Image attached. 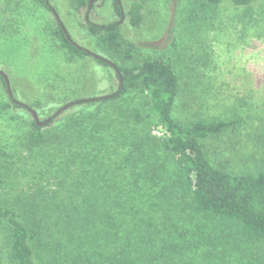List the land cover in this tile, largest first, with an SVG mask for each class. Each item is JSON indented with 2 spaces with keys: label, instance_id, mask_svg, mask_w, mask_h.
<instances>
[{
  "label": "trees",
  "instance_id": "1",
  "mask_svg": "<svg viewBox=\"0 0 264 264\" xmlns=\"http://www.w3.org/2000/svg\"><path fill=\"white\" fill-rule=\"evenodd\" d=\"M75 1L77 8L90 2ZM256 1L195 0L203 13L182 19V27L198 37L201 31L213 29L217 13L208 9L249 10ZM26 2L36 11H54L45 0H0V47L24 39L27 19L35 16L23 10ZM114 2L117 14L131 26L142 24V2L130 4L128 11L121 0ZM86 18L87 36L100 54L75 42L69 29L68 38L57 16L56 22L46 18L38 25L43 26L40 33L51 53L63 51L69 59L92 56L106 66V74L114 70L115 91L73 104L38 125L29 110L32 105L15 97L16 81L9 77L10 93L0 74L4 261L148 264L151 259H145V253L158 252L159 259L169 261L170 252H183L180 241L187 239L219 243L221 252L239 247L243 256L250 250L255 259L263 254L264 261V169L229 173L206 149L207 141L225 134L241 121L240 115H212L202 103L193 110L198 99H214L212 90L229 82L206 73L210 68L202 66L209 64L208 55L182 68L168 51H143L141 45L124 39L119 20L99 24ZM173 31L166 41L171 39L177 48L179 36ZM51 70L40 81L44 92L35 101L40 109L70 100L72 85L56 68ZM200 72L207 80L199 79ZM256 89L252 85L249 93L247 88V95L257 94Z\"/></svg>",
  "mask_w": 264,
  "mask_h": 264
},
{
  "label": "rangeland",
  "instance_id": "2",
  "mask_svg": "<svg viewBox=\"0 0 264 264\" xmlns=\"http://www.w3.org/2000/svg\"><path fill=\"white\" fill-rule=\"evenodd\" d=\"M137 1L144 5L143 22L138 27H133L127 18L117 14L114 0H91V3L80 8L75 7V0H49L75 42L94 54H100V51L86 35V15L94 23L119 20L124 39L141 45L143 51L166 50L176 66L182 68L190 65L189 61L208 55L206 59H209V64L202 66L206 70L210 68L206 73L215 80H226L229 83L223 84V89L217 87L215 91L212 90L210 95H214V99H198L193 110L199 109L202 103L204 109H209L212 115L218 112L224 117L239 114L238 117L243 122L235 123L221 136L210 138L206 143L207 152L217 166L229 173L264 169V1H256L249 10L229 8L226 13L224 8H221L223 11L208 9L213 14L217 13L213 29L207 33L201 31L198 37H192L182 27V19L187 16L196 18L203 13L195 0H121L125 11ZM23 10L35 14L27 19L29 22L25 26L24 39L14 47H0V70L16 81L17 92L14 93L17 101L27 106L32 105L29 107L37 111L39 119L46 120L69 102L97 98L117 89L118 79L114 70H109L106 74V66L98 63L92 56L67 62L66 59L60 61L58 53L49 51V45L40 33L43 26L38 24L46 18L56 22V16L51 10L36 11L31 2H26ZM171 28H174L172 34L179 36L177 48L170 43L171 39L166 41ZM27 35L33 37L28 38ZM23 65L26 66L25 70H19ZM50 67L52 70L56 68L61 76H66L65 79L72 85L68 87L70 100L62 105L50 102L40 109L35 101L44 92L40 81L50 72ZM218 75L222 76L216 78ZM198 77L200 80H207L201 72ZM252 85L258 88V93L247 95V88L250 93ZM56 92L61 91L54 93ZM243 96L245 98H241ZM244 99L247 101L245 105ZM212 103L214 106H211ZM234 109H239L240 112H235ZM248 113L251 116L244 121L243 117L248 116ZM22 115L26 113L22 112ZM194 241H180L179 249L183 248V252L169 251V261L168 257L159 259L160 253L151 251L145 253L144 258L151 259L150 262L146 261L148 264H264L263 254L255 259L250 250L243 256L237 252L239 247L232 251L227 248L229 250L226 253L220 251L219 243L204 244ZM4 259L5 248L0 235V264H7ZM139 264L145 262L140 261Z\"/></svg>",
  "mask_w": 264,
  "mask_h": 264
},
{
  "label": "water",
  "instance_id": "3",
  "mask_svg": "<svg viewBox=\"0 0 264 264\" xmlns=\"http://www.w3.org/2000/svg\"><path fill=\"white\" fill-rule=\"evenodd\" d=\"M46 2L48 3V0H46ZM53 12L55 13V15H56L57 17H59V16L57 15V13H56L55 10H54ZM122 15H123V13H122ZM61 26H62L63 29L65 30V32H66L68 38H70V35H69V33H68V31H67V29H66V27L64 26L63 23H61ZM0 74L4 76L5 81H6V84H7V86H8V90H9L10 93H12V91H11V85H10V80H9L8 76H7V75L5 74V72H3L2 70H0ZM97 98H102V96L97 97ZM88 100H91V99H80V100H75V101H73V102H69V103L65 104L64 106H62L57 112H55L51 117L47 118L46 120H40V119H39V116H38V114H37V111H36L35 109L29 107V110H30L31 113L33 114V117H34L35 121L37 122V124H38V125H44V124L48 123L49 121H51L52 118L55 117V115L59 114L60 112H62V111L65 110L66 108H68L69 106H71V105H73V104H77V103L82 102V101H88Z\"/></svg>",
  "mask_w": 264,
  "mask_h": 264
},
{
  "label": "crops",
  "instance_id": "4",
  "mask_svg": "<svg viewBox=\"0 0 264 264\" xmlns=\"http://www.w3.org/2000/svg\"><path fill=\"white\" fill-rule=\"evenodd\" d=\"M46 2V1H45ZM47 3V2H46ZM90 3H91V0H90ZM47 4H50V2H49V0H48V3ZM51 5V4H50ZM46 11H49L48 9H46V8H44ZM54 10L56 11V9L54 8ZM57 13V12H56ZM57 15H58V13H57ZM59 16V15H58ZM59 18V17H58ZM60 19V18H59ZM61 20V19H60ZM63 24H64V26L66 27V29H68V27H67V25L63 22V21H61ZM109 22H111V21H109ZM107 23V22H106ZM99 24H103V23H99ZM69 31V30H68ZM86 31V35L87 34H89L88 32H87V30H85ZM97 55V54H96ZM59 56H60V58H59V60L60 61H62V60H64V59H68V60H70V61H67V62H71V61H74V60H82V59H84V58H86V57H88V56H85L84 58H81V59H75V58H73V59H69V57L67 56V58H66V54L63 52V51H60V53H59ZM63 65V64H62ZM63 67V66H62ZM61 67V68H62Z\"/></svg>",
  "mask_w": 264,
  "mask_h": 264
},
{
  "label": "flooded vegetation",
  "instance_id": "5",
  "mask_svg": "<svg viewBox=\"0 0 264 264\" xmlns=\"http://www.w3.org/2000/svg\"><path fill=\"white\" fill-rule=\"evenodd\" d=\"M50 5V4H49ZM50 8L51 9H53L54 10V7L52 8V6L50 5ZM123 12V11H122ZM54 13V12H53ZM55 14V13H54ZM86 17H87V15H86ZM123 18H124V16H123ZM59 21H61L60 19H58Z\"/></svg>",
  "mask_w": 264,
  "mask_h": 264
}]
</instances>
